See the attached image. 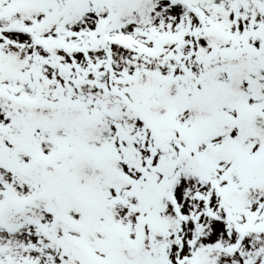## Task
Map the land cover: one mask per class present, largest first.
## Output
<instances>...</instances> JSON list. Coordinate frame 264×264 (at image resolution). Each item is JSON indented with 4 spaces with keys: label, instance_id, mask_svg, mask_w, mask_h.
<instances>
[{
    "label": "snow or ice",
    "instance_id": "obj_1",
    "mask_svg": "<svg viewBox=\"0 0 264 264\" xmlns=\"http://www.w3.org/2000/svg\"><path fill=\"white\" fill-rule=\"evenodd\" d=\"M0 264H264V0H0Z\"/></svg>",
    "mask_w": 264,
    "mask_h": 264
}]
</instances>
